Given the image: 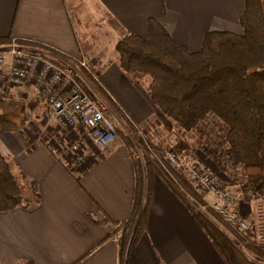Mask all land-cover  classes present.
I'll use <instances>...</instances> for the list:
<instances>
[{
    "label": "crops",
    "instance_id": "1",
    "mask_svg": "<svg viewBox=\"0 0 264 264\" xmlns=\"http://www.w3.org/2000/svg\"><path fill=\"white\" fill-rule=\"evenodd\" d=\"M245 9L246 0H0V39L40 42L85 59L143 137L161 145L169 120L149 99L148 84L133 83L121 70L117 43L128 34L149 37V22L156 19L176 42L198 52L210 32L242 33ZM103 36L115 47L105 60L92 47ZM17 90L7 91V99L26 103L28 121L24 130L0 137V151L26 204L0 214V264H121L119 226L131 218L137 183L133 150L119 135L97 157L90 150L70 156L66 146L79 132L61 130L46 119L36 93ZM155 120L164 122L158 130ZM39 124L41 139L38 133L31 138L29 127L37 130ZM253 215L245 218L254 225ZM126 264L226 263L183 202L156 177L146 232Z\"/></svg>",
    "mask_w": 264,
    "mask_h": 264
},
{
    "label": "trees",
    "instance_id": "2",
    "mask_svg": "<svg viewBox=\"0 0 264 264\" xmlns=\"http://www.w3.org/2000/svg\"><path fill=\"white\" fill-rule=\"evenodd\" d=\"M239 24L242 33L210 32L201 50L191 52L151 19L149 37L128 34L117 43L116 52L119 67L133 83L150 79L149 99L175 129V151L183 152L184 141L209 146L215 155L221 151L219 160L225 166L243 172L236 194L264 201V0H246ZM7 43L8 39H0V46ZM86 78L123 125L117 128L118 135L132 150L139 145L143 151V161H135L133 212L119 226L121 264H126V252L146 232L156 177L183 202L226 264H264V242L254 240V235L229 239L210 217L220 221L218 214L202 211L204 195L168 164L163 147L146 140L100 83L89 74ZM27 121L26 103L0 94V137L24 130ZM25 204L23 187L0 151V214Z\"/></svg>",
    "mask_w": 264,
    "mask_h": 264
},
{
    "label": "built area",
    "instance_id": "3",
    "mask_svg": "<svg viewBox=\"0 0 264 264\" xmlns=\"http://www.w3.org/2000/svg\"><path fill=\"white\" fill-rule=\"evenodd\" d=\"M86 74L96 80L85 59L73 58L40 42L12 38L0 46V89L8 94L7 91L14 89L34 88L47 120L55 122L63 131L79 132L76 141L65 149L74 157H80L87 150L97 157L119 138L108 104L89 83ZM133 157L143 161L141 153H133ZM166 159L204 195L203 209L217 213L234 231L235 240L237 236L254 235V240L264 242V222L249 223L242 214L239 195L225 190L217 173L194 154L179 155L174 146L166 153ZM259 214L262 215V210ZM240 247L248 253L244 244Z\"/></svg>",
    "mask_w": 264,
    "mask_h": 264
},
{
    "label": "rangeland",
    "instance_id": "4",
    "mask_svg": "<svg viewBox=\"0 0 264 264\" xmlns=\"http://www.w3.org/2000/svg\"><path fill=\"white\" fill-rule=\"evenodd\" d=\"M103 38H104V36H103ZM84 45L89 46L88 43H85ZM92 47H94L95 50L100 51L99 52L100 54L104 55L103 60H105L106 58H110L111 56H113L115 54V47H112V43H110V41H108V39L106 40V38H104L102 41H99L95 45H92ZM128 77H130V76H128ZM149 81H150V79L146 78L144 80L143 84H148ZM22 90H23V92H27L29 94L35 93L34 88H31V87L23 88ZM14 92L17 93L18 90L14 89ZM0 94L4 95L6 99H7V97H9V96H6L7 94H4L3 92H0ZM40 115H41V112H40ZM109 115H111V118L113 119L112 116L114 114L109 111ZM114 118H116L115 115H114ZM157 123L158 122L155 120V126L157 125ZM163 123L164 122H162V121L160 122L161 125H163ZM160 124H158L155 127V130H158L159 127L160 128L162 127ZM161 131L163 133L162 135H160L162 137V139L158 140L159 142H161L160 146L163 147L165 152H168L169 150L171 151V147H173V146L175 147V144H176L175 143L177 140L176 131L168 121L165 124V126L162 127ZM29 132L31 133V138H34V135H37V133H38L37 137L39 136V138L41 139V125L40 124H39V129H37V130L29 127ZM157 132H159V131H157ZM158 141H156V142H158ZM218 142H220V141H218ZM183 151H185V152L178 153V154L183 155V156H187L189 154H194L195 157L197 159H199V161H201L205 166L211 168L215 173H217L218 176L220 177V183L222 184V187L225 190L235 192V193L238 192L239 185H240L241 180L243 178V172H242V170H237V169L234 170L233 168H231L229 166L228 167L225 166L224 163L221 161L223 159L219 160V155H220L221 151L219 154L217 153L215 155L211 151V148L209 146L208 147L207 146L202 147V146H198V145L194 146V144L190 141H188V144H187V142L184 141V150ZM133 153L143 154V151L140 149V146L137 145V147H135V149L133 150ZM239 197L241 200V206H242L241 209H242L243 216L245 217V215H248V213L250 214V212L253 211V213H254L253 217H254V221H255L254 225L259 224L260 222H264V201L263 200H255L254 198H251V197H247V198L245 197L244 198L240 195H239ZM201 209L205 213H207L209 210V209L204 210L203 206L201 207ZM261 210H262V215L259 214V212ZM210 217H211V219H213L214 223L219 227V229L224 234H226L227 237H229V239L235 241L234 231L221 218L219 221L214 216L210 215Z\"/></svg>",
    "mask_w": 264,
    "mask_h": 264
}]
</instances>
